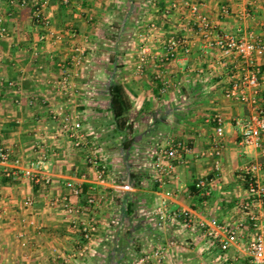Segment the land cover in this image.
I'll list each match as a JSON object with an SVG mask.
<instances>
[{
    "label": "crops",
    "instance_id": "1",
    "mask_svg": "<svg viewBox=\"0 0 264 264\" xmlns=\"http://www.w3.org/2000/svg\"><path fill=\"white\" fill-rule=\"evenodd\" d=\"M194 0L220 33L244 38L264 30V0ZM179 8L166 16L170 4ZM222 7L229 11L221 13ZM54 33L60 38L39 41L45 32L32 21L29 7L0 0V18L9 37L0 39V143L22 166L49 152L50 186L33 185L21 178L0 180V264H56L57 255L67 258L82 244L71 218L50 200L67 195V181L82 183L85 194L71 198L96 219L98 230L84 259L73 264H133L149 247L164 248L165 264H222L247 261L246 245L251 239L249 224L238 243L221 254L196 228L182 222L157 226L155 210L167 193H173L168 209H189L199 218L234 225L244 220L240 206L249 200L243 168L258 162L264 168L262 149H244L235 120L247 118L249 107L225 98V90L238 81L242 62L205 51L199 35L185 36L190 54L179 51L178 61L166 67L168 89L154 80L150 69L135 73L139 42L136 34L150 23L158 32L150 45L159 51L169 34L181 35L186 10L181 0H71L69 6L51 0L46 9ZM75 32L76 40L71 39ZM87 38L88 52L82 67L71 73L76 98L67 103L57 91L72 49ZM37 52V58H34ZM263 79L264 61L258 62ZM123 87L131 106L130 130L115 133L109 109L108 88ZM11 84V86H10ZM62 108L82 122L90 146H96L107 171L106 189L97 186L95 172L84 161L85 150H76L51 118ZM224 120L225 147L220 167L209 156L215 139L214 115ZM169 141L189 149L178 152L175 172L163 187L152 182L153 157ZM263 181L264 169L259 174ZM203 180L208 195L195 188ZM90 186L105 197L99 208L85 207ZM27 198L33 200L25 208ZM102 250V252H101ZM106 252V255H105ZM88 258V261H86ZM84 262V263H83Z\"/></svg>",
    "mask_w": 264,
    "mask_h": 264
},
{
    "label": "built area",
    "instance_id": "2",
    "mask_svg": "<svg viewBox=\"0 0 264 264\" xmlns=\"http://www.w3.org/2000/svg\"><path fill=\"white\" fill-rule=\"evenodd\" d=\"M51 0H11V3H17L21 8L29 7L31 18L45 34L39 37L40 42L48 38L59 40L54 33L51 22L46 15V9ZM59 4L69 6L71 0H55ZM250 1L253 0H239ZM182 7L186 10L187 16L185 24L181 28V35L172 33L164 40L159 51H153L150 43L154 35L158 32L155 23H150L143 31L136 34L138 39L139 55L136 58L135 73L142 75L148 70H152L155 81L162 84L161 94H165L168 89V80L166 76V67L168 64L179 59V51L187 57L190 54V46L185 34L189 30L195 31L202 43L205 51L218 50L223 56H233L240 60L243 65L241 76L238 81H234L230 87L225 90V98L249 107L250 114L247 118L235 120V126L238 129L240 142L239 145L244 149H262L264 141V95H262L263 79L258 62L264 61V30L261 34L248 33L244 38H238L234 35L220 33L212 20L202 11L201 6L194 0H181ZM179 4L173 2L166 9L165 15H171L176 11ZM221 13L228 15L226 7H222ZM9 37L7 29L2 25L0 18V39ZM71 39L76 40L75 32L71 34ZM87 38L76 45L71 52L68 61L60 65L62 76L56 83L59 93L65 97L67 103H71L76 96L77 90L71 80V73L78 71L88 52L86 47ZM37 52H34V58H37ZM11 86V84H10ZM51 118L59 123L60 132L69 139L71 145L76 150H85L84 161L90 167L96 176L97 186L106 189L107 171L102 163V156L96 146H90L82 122L76 116L68 115L62 108L51 111ZM214 124L215 139L209 156L214 158L215 169L220 167L219 159L224 153V120L222 116L216 114L209 120ZM183 149L189 153V149L183 148L182 144L169 141L165 147H160L153 158L152 182L163 187L171 179L175 172V162H178V152ZM49 152L41 149L36 159L28 165L22 166L18 159L13 158L10 149L5 148L0 143V180L16 181L25 179L33 185L50 186L52 177L48 174ZM263 165L254 162L243 168L242 176L247 186L249 200L240 206L244 220L237 221L234 225L217 224L214 221H206L199 218L189 209L169 210L168 203L173 198V193L165 194L157 209L155 217L157 226L162 227L167 224L182 222L187 228H196L206 238L210 245L218 247L222 253H227L231 247L238 243L239 235L246 224L250 225L252 230L251 239L248 241L245 252L247 261L240 262L238 259L224 262L222 264H264V177L260 180L259 174L263 171ZM86 177L83 176L79 182L67 181L64 188L67 195L50 200L52 207L59 206L71 218L73 229L80 234L82 244L79 248L67 258L57 255L56 264H73L75 260L85 258L91 249V241L97 233L98 227L96 219L89 213L85 215L83 207L72 205L70 199H80L83 196L82 183ZM195 188L208 195L207 184L199 180ZM91 194L86 197L85 207L99 208L104 202L105 197L96 194L97 187L90 186ZM33 200L27 198L24 202L25 208H31ZM133 264H165L164 248L156 247L149 251H144Z\"/></svg>",
    "mask_w": 264,
    "mask_h": 264
},
{
    "label": "trees",
    "instance_id": "3",
    "mask_svg": "<svg viewBox=\"0 0 264 264\" xmlns=\"http://www.w3.org/2000/svg\"><path fill=\"white\" fill-rule=\"evenodd\" d=\"M108 92H109V109L110 112L112 113V117L115 125V133L121 134L127 130L129 131L130 126L128 125V121H129L128 115L131 110V106L127 100L123 87L119 84L114 83L109 86ZM84 192L85 190H83V193Z\"/></svg>",
    "mask_w": 264,
    "mask_h": 264
},
{
    "label": "rangeland",
    "instance_id": "4",
    "mask_svg": "<svg viewBox=\"0 0 264 264\" xmlns=\"http://www.w3.org/2000/svg\"><path fill=\"white\" fill-rule=\"evenodd\" d=\"M262 95H264V91L262 92ZM154 158V157H153ZM152 163H153V161H152ZM154 171V170H153ZM164 226H166V225H163L162 227H164ZM97 227H98V225H97ZM162 227H160V228H162ZM154 248V247H153ZM152 249V247H149V246H147V248L145 249V251H149V250H151ZM219 249V248H218ZM219 251H220V249H219ZM101 252H102V250H101ZM220 253L223 255L224 253H222L221 251H220ZM88 255V254H87ZM105 255H106V252H105ZM87 257V256H86ZM82 259H84V258H82ZM87 260L86 261H88V258H86ZM84 263V262H83ZM96 263V259L95 260H93L92 261V263L91 264H95Z\"/></svg>",
    "mask_w": 264,
    "mask_h": 264
}]
</instances>
